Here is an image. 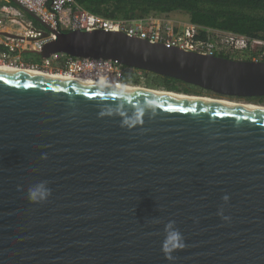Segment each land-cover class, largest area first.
I'll list each match as a JSON object with an SVG mask.
<instances>
[{
    "label": "water",
    "instance_id": "obj_1",
    "mask_svg": "<svg viewBox=\"0 0 264 264\" xmlns=\"http://www.w3.org/2000/svg\"><path fill=\"white\" fill-rule=\"evenodd\" d=\"M33 52L264 96V61L122 31H61ZM41 181L50 194L30 199ZM168 221L183 247L166 255ZM0 264H264V109L0 69Z\"/></svg>",
    "mask_w": 264,
    "mask_h": 264
},
{
    "label": "built area",
    "instance_id": "obj_2",
    "mask_svg": "<svg viewBox=\"0 0 264 264\" xmlns=\"http://www.w3.org/2000/svg\"><path fill=\"white\" fill-rule=\"evenodd\" d=\"M25 11L36 15L49 26L46 37H42L44 30L25 16ZM75 29L122 31L128 36L204 54H240L236 59L264 61V39L211 28H206L204 36L199 37L201 29L198 25L186 22L179 28L173 20L162 15L131 20L112 19L89 12L75 0H0V64L32 67L45 73L69 76H103L108 81L124 82V70L134 68L114 59L54 53L37 63L23 60L21 52L24 50H39L44 42L55 38V33Z\"/></svg>",
    "mask_w": 264,
    "mask_h": 264
},
{
    "label": "trees",
    "instance_id": "obj_3",
    "mask_svg": "<svg viewBox=\"0 0 264 264\" xmlns=\"http://www.w3.org/2000/svg\"><path fill=\"white\" fill-rule=\"evenodd\" d=\"M75 2L91 13L112 19L131 20L181 11L188 15V22L200 27L199 37L204 36L206 28H211L264 39V0H75ZM27 17L40 27L30 14ZM220 55L229 57L225 54ZM21 56L28 63H37L42 59L28 50L21 52ZM138 71L146 73L145 82L152 88L194 95L205 93L201 88L179 79L138 69L124 70L122 81L131 84L140 83L141 77L137 74ZM245 99L263 102L264 96Z\"/></svg>",
    "mask_w": 264,
    "mask_h": 264
},
{
    "label": "bare ground",
    "instance_id": "obj_4",
    "mask_svg": "<svg viewBox=\"0 0 264 264\" xmlns=\"http://www.w3.org/2000/svg\"><path fill=\"white\" fill-rule=\"evenodd\" d=\"M0 69L22 72V73L33 74V75H39V76H45V77H51V78L80 81V82H86V83H92V84H98V85H104V86L128 88V89H134V90H140V91L141 90L142 91H152V92H156L159 94L182 96V97H188V98H194V99H200V100H206V101L235 104V105H240V106L249 107V108L264 109V105H260V104L236 101V100H228L225 98H216V97H211V96H194L191 94L178 93V92H173V91H169L165 89H158V88H148V87L145 88V87H141L138 85H132V84L124 83V82L108 81L103 76H100L99 78H90V77H85V76H72V75L69 76V75L60 74V73H45L40 70L34 69L32 67H17V66L8 65V64H0Z\"/></svg>",
    "mask_w": 264,
    "mask_h": 264
},
{
    "label": "clouds",
    "instance_id": "obj_5",
    "mask_svg": "<svg viewBox=\"0 0 264 264\" xmlns=\"http://www.w3.org/2000/svg\"><path fill=\"white\" fill-rule=\"evenodd\" d=\"M29 198L32 200L45 199L50 194V189L46 187V182H38L37 184L31 186L28 189ZM225 200L228 199L227 196L224 197ZM227 219V217H225ZM165 238L162 242V250L168 255L173 249L178 247H183L182 235L175 228L174 221H168L164 225ZM171 259V256H168Z\"/></svg>",
    "mask_w": 264,
    "mask_h": 264
},
{
    "label": "rangeland",
    "instance_id": "obj_6",
    "mask_svg": "<svg viewBox=\"0 0 264 264\" xmlns=\"http://www.w3.org/2000/svg\"><path fill=\"white\" fill-rule=\"evenodd\" d=\"M28 15V14H27ZM26 15V16H27ZM181 19V18H180ZM171 20H173V19H171ZM38 22V21H37ZM186 22H188V21H185V22H177L178 23V25H180V24H184V23H186ZM39 23V25L40 26H42L43 27V25L40 23V22H38ZM234 55H237V56H234ZM238 55H240V54H228V56L229 57H231V58H239V56ZM137 74H139V76L141 77V81H140V83H138V84H132V85H138V86H141V87H145V88H152V87H150V86H148L147 84H146V82H145V79H146V73L144 74V72H142V71H140V73H137ZM128 84H131V83H128ZM187 94V93H186ZM191 95H194V94H191ZM194 96H211L210 95V93H202L201 95H194ZM211 97H213V96H211ZM231 100H236V101H243V100H237V99H231ZM243 102H245V101H243ZM248 102H250V103H255V104H260V105H264V101L263 102H252V101H248Z\"/></svg>",
    "mask_w": 264,
    "mask_h": 264
},
{
    "label": "crops",
    "instance_id": "obj_7",
    "mask_svg": "<svg viewBox=\"0 0 264 264\" xmlns=\"http://www.w3.org/2000/svg\"><path fill=\"white\" fill-rule=\"evenodd\" d=\"M24 13H25V16H26V13H28V12H24ZM162 16H164L165 18L173 19V22H175L176 24H178L177 22L188 21V15L186 13H184V12H181V11H171V12H168V13H164ZM182 25L183 24H180V25H178V27L180 28ZM39 28L45 31L44 27L40 26Z\"/></svg>",
    "mask_w": 264,
    "mask_h": 264
}]
</instances>
